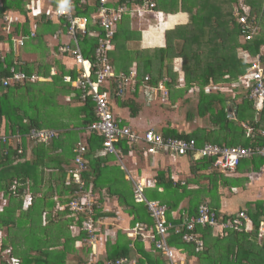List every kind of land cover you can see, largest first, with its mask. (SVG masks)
Returning <instances> with one entry per match:
<instances>
[{
    "label": "trees",
    "instance_id": "obj_1",
    "mask_svg": "<svg viewBox=\"0 0 264 264\" xmlns=\"http://www.w3.org/2000/svg\"><path fill=\"white\" fill-rule=\"evenodd\" d=\"M23 1L0 0V136H7L11 141L9 144L2 143L0 148V195L6 202L0 208V233L4 236L0 242V264H11V258L17 264L89 263L91 245L84 244L87 233L80 231L89 216L82 212L73 213L67 207L59 210L80 195L79 191L86 192L89 189L94 196L91 218L95 228L101 227L103 230L106 219L118 220L122 215L129 219L123 231H114L115 241L110 240L111 234L105 237L103 231L97 232V243H103L106 248L105 260L113 261L121 257L131 259L134 249L139 254L136 264H167L159 252L153 251L152 245L147 249L140 237L133 240L127 236V231L136 224L152 229L154 221L146 206L135 202L131 182L127 181L128 173L118 165L109 163L111 159L115 161V157L103 153V138L96 132L88 133L84 139L85 170L81 174L84 185L81 187L66 179L64 170L67 172L70 167L68 159L63 158L73 156L72 150L76 144L75 141L69 143L70 137L76 134V128L79 132L86 133L88 127L96 121L91 97L82 100L79 89L62 82L65 75L75 81L78 76L75 68L65 69L58 62L57 75L50 84H31L27 80L21 84L3 86V80L11 76L12 68L28 76L34 73L47 76L49 73V66H40L35 70L33 65L23 62L22 58L14 59L11 38L20 34V25L14 22L11 26L15 28L9 35L2 33V29L7 27L4 22L6 13L13 8L21 10ZM53 1L55 3L52 7L55 9L57 2ZM145 1L154 4V8L142 18L153 20L157 16L186 13L188 21L165 32L163 48L141 49L138 43L144 28L132 30L137 16H122L116 27L113 49L108 58L117 74H128L135 64L138 79L134 92L123 100L115 95L118 79L112 78L110 89H101L108 93L109 107L116 106L126 110L130 117L135 118L144 107L138 99L144 77H149L148 84L151 86H156L167 77L175 83L178 76L173 71L174 62L180 60L186 87L183 90L172 89L171 100L184 96L194 85L198 86V95L194 97L196 116L208 119L210 127L196 128L193 131L165 127L160 131L161 136L164 139H193L198 147L205 144L228 148L264 146V136L261 135L264 131V108L257 112L253 103L244 99L246 89L239 84L250 68L240 52L247 54L249 60L259 56L264 67V54H261V49L264 48V0H109L108 5L113 9L125 7L133 10L143 6ZM97 5L98 0H73V16L90 19L96 13ZM244 8L248 10V24L257 32L249 41L244 40L245 33L236 22V14L234 15L235 10L239 15L244 14ZM36 21L43 29H47L46 25L52 26L50 21ZM37 22L35 23L38 24ZM59 22L60 33L66 35L67 23L63 19ZM30 31L31 26L23 27L22 32L24 36L28 35L27 38L30 37ZM94 31H98L97 28L90 25L85 35H77L81 54L88 60L92 59L97 44V39H93L91 35ZM67 45L75 47L71 38ZM213 87L216 88L213 90ZM229 94L234 95L232 97ZM239 100L242 101L237 103ZM62 102L66 107L62 110L66 113L65 116L72 119L79 115L80 124L69 128L67 123L56 124L58 121L51 119L58 115L55 105ZM232 103L236 106V114L234 119H229L227 109ZM194 116L193 113H187L186 118L192 120ZM49 121L54 122V126H45L44 123ZM32 129H63V132L47 144H35L26 138ZM61 137L64 138L65 146L57 139ZM114 147L120 149L122 156L127 159L146 155L143 146L129 145L124 140ZM57 148H61L63 153L61 151L55 157L53 153ZM18 150H21V154H18ZM175 158L187 161L190 174L188 178L173 179L168 168L152 176L155 189L151 186L152 177L144 181L145 197L166 206L169 224L175 226L182 223L185 216H197L198 207L206 204L217 219L225 221L243 211L254 226L250 233L229 232L222 237L214 234L208 227H198L196 233L203 244L202 250L198 252L194 245L184 243L179 235L172 233L168 244L177 250L176 259L188 261H185L186 264H264V238L258 240L259 223L264 220V204L257 202L252 206L247 203L244 209L231 214L224 213L219 206V198L224 196L223 190L231 193L247 181L246 178H235L232 173L259 172L264 167V159L253 157L242 161L235 171L227 172L232 175H225L226 173L212 168L210 160H196L193 156ZM49 162H58L54 166L55 183L53 186L46 185L47 188L43 190L40 187L44 183L43 169ZM130 163L135 168L134 163ZM127 170L131 178L141 177L140 170L135 173L131 168ZM27 182L30 183L29 191L32 193L29 207L25 206L23 198ZM193 185L197 188H190ZM160 188L164 190L161 193ZM183 202L185 206L181 207ZM113 203L115 209L112 207ZM72 226L77 227L80 232L73 233Z\"/></svg>",
    "mask_w": 264,
    "mask_h": 264
},
{
    "label": "built area",
    "instance_id": "obj_2",
    "mask_svg": "<svg viewBox=\"0 0 264 264\" xmlns=\"http://www.w3.org/2000/svg\"><path fill=\"white\" fill-rule=\"evenodd\" d=\"M109 0H98L96 13L89 18L73 16V0H57L56 8L53 13L57 19H63L67 27V35L72 39L74 48L58 47L61 54H68L73 63L79 68L78 76L75 81L71 77H63V81L67 84H72L73 87L79 89L81 99L91 97L95 107L96 121L88 127V132H96L103 138L102 148L103 153L115 155L119 158L120 150H117L114 145L119 141H126L129 145L143 146L147 156H154L158 153H167L176 157L193 156L194 159L210 160L212 168L218 169L221 173L233 172L242 161L250 160L253 157H262L264 159V146L262 147H220L215 144H205L198 147L193 139H164L161 135L149 130L143 134L132 130L131 128L122 125L113 117L109 107V96L105 91H101L105 82L117 77L118 84L116 86L115 95L122 97L128 90H134L137 84V73L135 69H131L128 74L114 71L110 65L108 58L109 52L113 49V38L116 33V27L122 20V16L143 17L145 14L154 8V4L145 1L143 6L129 10L127 8L113 9L109 7ZM38 15L39 13H32ZM248 10L244 14H236V22L240 25L244 35V40L249 41L257 32L248 24ZM4 22L7 23L6 31L10 30V25L14 22L12 16L6 15ZM92 25L97 28V44L92 53V59H85L79 49L77 35H85L88 27ZM34 28L30 33V37H34ZM15 48H22L25 45V38L20 37L14 39ZM244 54V52H243ZM242 54V55H243ZM247 55V54H244ZM247 62L250 68L247 75L241 79L246 89L244 99L253 103L254 109L260 112L264 108V67L261 64L260 57L250 59L247 55ZM11 76L3 80V86L21 84L25 81V75L21 71L12 68ZM149 77H144L140 87L141 97L145 105L150 106L156 103L159 99H166L167 91L163 83L170 82L164 80L158 86L148 84ZM1 95V93H0ZM250 130H248V133ZM247 133V135H248ZM264 136V131L261 132ZM57 136L52 130H36L32 129L26 138L35 144H47ZM20 141V140H19ZM11 143L7 136H0V148L2 143ZM86 152L84 141L77 143L73 153L74 167L67 171L74 184L83 186L81 174L85 170L84 154ZM21 154V150H18ZM131 182L134 194V200L137 204H144L150 218L154 221L152 229L146 226L136 224L132 229L127 231V236L132 238L140 237L142 241H146L152 245L154 252H159L167 264H182L181 260L176 259V253L168 244V239L173 233L179 235L181 240L190 245L195 246V251L202 250L203 244L196 233L198 227H208L214 231V234L222 237L229 232L250 233L254 230L251 219L240 211L233 218L222 221V218H216L215 213L206 205L202 204L198 207V214L195 217H185L183 222L172 226L166 219V206L156 201L148 200L144 195L145 184L143 181L128 178ZM80 195L76 196L66 206L59 208L60 211L66 207L73 213H85L89 217L83 223L81 232L87 233V238L84 242L91 245L92 258L89 264H136L134 259L121 257L113 261L99 262L96 255V237L97 228L93 225V203L94 196L91 189L88 191H79ZM24 204L29 207L32 202L30 195H24ZM76 226V225H75ZM72 226V231L79 233V229ZM264 238V221L259 223L258 240ZM11 264H17L13 258L10 259Z\"/></svg>",
    "mask_w": 264,
    "mask_h": 264
},
{
    "label": "crops",
    "instance_id": "obj_3",
    "mask_svg": "<svg viewBox=\"0 0 264 264\" xmlns=\"http://www.w3.org/2000/svg\"><path fill=\"white\" fill-rule=\"evenodd\" d=\"M17 1V0H16ZM57 2V0H56ZM32 3L33 6H36L37 8H39L38 10L40 11V15L37 17H33L32 15ZM55 2L53 0H24L23 4H22V9H11L9 10L6 14L9 16H12L14 19V22L17 23V25H20V34L16 35L15 37L11 38V42L13 44V56L14 59L15 58H22L23 62H27L28 64L33 65V68L35 70H37L38 68H40V66H49L50 68H48L49 73L47 76H43V75H38V73H34L32 75H26L24 72H22L25 75V81L29 80V82H31V84H50L53 81V78L57 75L58 72V67L57 64L58 62L62 63L61 65L64 66V68L66 69H72L75 68L76 70V74L79 73V68L73 63L72 59L70 58V56L68 54H61L58 51V47H67V42H68V35L66 32V35H62L60 33V19H57L54 16V9H53V4ZM46 23L48 21H50L51 25H46L47 29H43V27H40V23H38L36 20ZM35 20V21H34ZM153 20H155L156 24H151L150 19L142 18L140 16H137V20L132 24V30H136L137 29H143L145 31H143L141 33V40L138 43L139 47L141 49H154V48H163L165 46V32L167 30L173 29L176 25L178 24H184L188 21V15L186 13H178L175 14L174 16L168 15L166 17H161V16H157L156 18H153ZM14 22L12 23V25L14 24ZM35 22H37L38 24H36ZM31 26V31L34 28V37H29L27 38V36H24L23 34V27L24 26ZM13 28L10 25V30L6 31L5 29H2V33H4L5 35H9L11 31H13ZM51 29V30H50ZM30 31V33H31ZM29 33V34H30ZM38 34V36H36V34ZM97 34V31H94L91 35L92 38L94 39L95 36ZM20 37H24L25 38V45L22 48H15V44H14V39L16 38H20ZM32 39H34L32 41ZM96 39V38H95ZM58 51V52H57ZM17 60V59H16ZM131 69H135L136 73L138 74L137 68L135 67V64L132 66ZM130 69V70H131ZM174 73L177 74V80L175 83H172L170 78H163L162 81H160L159 83H157L156 86L160 85V83H163L164 80H169L170 82H166L163 83L166 91H167V96L166 99L162 100L159 99L156 101V103L150 105V106H146L145 102L143 100V98L141 97V91H140V95H139V101L141 103H143L144 107L141 109V111L138 113V115L135 118L130 117L129 112L123 109H120L118 107H111L110 106V111L113 115V117L115 118V120L119 121L122 125H125L129 128H131L134 131H137L140 134L145 133L146 131H153L156 134H160V131L162 128L165 127H170V128H174L175 129V125L174 124H166V123H162L160 121H157L155 119H148L147 120V114L149 112V110L151 109H167V108H175L177 104H175L177 101L183 99L184 102L185 101H189L188 99L194 96L198 95V86L194 85L192 88L188 89L187 92L184 93V96H180L178 98H176L174 101L171 100V91L172 89L174 90H183L185 89L186 85H185V80H184V74H183V70H182V61L180 60H175L174 62V68H173ZM67 76V75H65ZM70 77V76H68ZM148 77V76H147ZM63 82V80H62ZM64 84H67L65 82H63ZM241 86H244L243 82L240 80L239 83ZM111 86L110 81L105 82L103 87L105 90H109ZM47 87L50 89V86L47 85ZM101 88V89H102ZM216 87H213V90ZM135 90V89H134ZM134 90H128L124 93V95L121 97V99H126L128 97H130V94L134 92ZM107 93V91H105ZM234 94H229L228 96H232L233 97ZM68 99V98H67ZM66 99V100H67ZM60 100V99H59ZM65 100V101H66ZM243 100V99H242ZM239 100L237 103H240ZM64 101V102H65ZM64 102L62 103H57L54 107V109H58V115L56 120L58 121V123L56 124H60V123H67L69 125V128L74 127L75 125L80 124V116L78 115L76 118H72L69 119L65 116L66 113H63L62 110H65L66 107L64 106ZM63 107V108H61ZM80 107V106H78ZM48 108V107H47ZM229 108H231L230 110H232V114H229ZM235 109L236 106L235 104H230V106L227 109V113H228V117L229 119H234L232 118L235 117ZM94 114H95V107H94ZM63 117V118H62ZM55 121V120H54ZM53 123V124H52ZM45 126L47 127H51L54 126V122H45L44 123ZM50 125V126H49ZM148 127V128H146ZM76 134L72 135L69 140V143H74L75 141V147L77 145L78 142L83 141L84 139H86L88 133L91 132H87L86 133H82L79 132L78 128H76ZM177 129V128H176ZM49 130V129H46ZM178 130V129H177ZM56 132L57 136H59L62 132L63 129L61 130H53ZM181 131V130H180ZM97 134V133H95ZM98 136H100L99 134H97ZM59 140H61L62 142H59L61 145L65 146V142H64V138H57ZM83 139V140H82ZM67 145V144H66ZM63 146V147H64ZM62 147V149H63ZM74 147V148H75ZM61 148H57L55 150V152L53 153V155L55 157H57V155H59L63 150ZM120 150V149H117ZM74 151V149L72 150V152ZM110 155V154H109ZM115 158V161H113V159H111V161L109 162L111 165H118L121 169H123L124 171H126L127 177L131 178V175L129 174L127 168H131V171H133L134 173L137 172V170H140V178L134 179L132 177V179L134 180H139V181H145L146 179L152 177L154 174H156L158 171L160 170H167L168 168V172L171 175V178L173 179H177L180 177H186L188 178V176H190L189 174V165L187 163L186 160L182 159V158H175V156L172 155H166L165 153H158L154 156H146L144 155L142 158H138V157H131V159H127L125 157L122 156L121 150H120V155L119 158H117L115 155H113ZM163 156H169L171 157L170 159L172 160L173 165L169 166L168 164L165 165L163 163V159H165ZM73 157H74V153L73 156L71 157H67V158H63V159H68V163H69V169H72L74 167L73 164ZM117 159V161H116ZM178 159H181L182 161H178ZM132 161V163H134L135 168L131 167V163L129 162ZM57 161V159H56ZM58 162H49L47 163V166L43 169L44 170V183L40 186L43 188V190H45L47 187L46 185H50L53 186L55 183V168L54 166L57 165ZM126 167H125V165ZM67 166V167H68ZM63 167H66L65 165ZM67 169V171L69 170ZM130 171V170H129ZM130 171V172H131ZM132 173V172H131ZM64 174L66 175V179L67 181H72V179L70 178V176L68 175V173L66 172V169L64 170ZM233 176L239 180L246 178L247 181H245L243 184H241L243 187L240 188L237 187V189L232 190L231 193H228L227 191L223 190V197L219 198L220 201V210H222L224 213H235L237 212L239 209H244L247 205V203L251 204L253 206V204L257 203V202H262L264 204V167L261 168V170L259 172H251L249 174H245V173H232ZM230 174V175H232ZM136 178V177H135ZM153 177L151 178V186L152 189H155V182L153 181ZM128 181V180H127ZM145 183V182H144ZM30 188V183L27 182L26 184V190H25V195H32V193H30L29 191ZM190 188L192 189H196V186H190ZM164 190L162 188L159 189V193L163 192ZM151 201H155V200H151ZM158 202V201H156ZM159 203V202H158ZM181 207L185 206V202H183L181 205ZM62 207V206H61ZM113 209H115V204H112ZM119 215V212H118ZM186 217V216H185ZM184 217V218H185ZM264 221V220H262ZM261 221V222H262ZM129 219L126 218L124 215L120 216V218H118V220L115 219H106L104 220V226L105 228L102 230L101 227H97V231H103L106 236L110 235V240L115 241V237H116V233L114 231L117 230H122L124 229V227L126 225H128ZM101 233V232H100ZM132 238V237H129ZM170 238V237H169ZM133 240L136 238H132ZM169 240V239H168ZM140 241H142L140 239ZM143 244H145L146 248H150V245L146 242V241H142ZM114 243V242H113ZM79 247V245H78ZM96 255L95 258L98 259L99 262H104L107 261L106 259V248L104 246L103 243H97L96 248ZM134 251V256L131 259H134L135 261L137 260V257H139V254H137ZM177 251V250H176ZM180 254V253H179ZM181 255V254H180ZM91 258H92V253H91ZM182 264L185 263L186 260L181 259ZM188 261H186L187 263ZM185 263V264H186ZM89 264V263H86ZM195 264V263H194Z\"/></svg>",
    "mask_w": 264,
    "mask_h": 264
},
{
    "label": "rangeland",
    "instance_id": "obj_4",
    "mask_svg": "<svg viewBox=\"0 0 264 264\" xmlns=\"http://www.w3.org/2000/svg\"><path fill=\"white\" fill-rule=\"evenodd\" d=\"M39 8H37L36 6H33L32 3V13H39L38 15L32 14L33 17H37L40 15V11L38 10ZM247 8H244V10H246ZM237 14V10L234 11V15ZM136 21V20H135ZM134 21V22H135ZM151 24L155 23V20L150 19ZM240 52V56L245 59V61H247L248 57L247 55H242ZM261 54H264V48L261 49ZM188 99L189 101L184 102L183 99L177 101L175 104L176 107L175 108H167V109H151L149 110L148 114H147V120L148 119H155L157 121H160L162 123H166L168 125L170 124H174L175 125V129L177 128L178 130L184 131V130H188V131H193L196 128H202V127H210V124L208 123V119H202L196 116V100H195V96L191 97ZM231 108H229V114H232V110H230ZM187 113H193L195 116L192 120H187L186 115ZM57 116H52L51 119H56ZM63 118V117H62ZM232 118H234L232 116ZM50 126V125H49ZM148 128V127H146ZM83 140V139H82ZM84 141V140H83ZM165 159H163V163L165 165H169L172 166V160L170 159L171 157L169 156H163ZM178 161H182L181 159H178ZM231 173H226L225 175H230ZM5 200L3 199L2 195H0V208H3L5 205ZM104 225V224H103ZM3 234L0 233V242L3 239ZM85 244L86 243L84 242ZM14 264V263H12Z\"/></svg>",
    "mask_w": 264,
    "mask_h": 264
},
{
    "label": "clouds",
    "instance_id": "obj_5",
    "mask_svg": "<svg viewBox=\"0 0 264 264\" xmlns=\"http://www.w3.org/2000/svg\"><path fill=\"white\" fill-rule=\"evenodd\" d=\"M64 82V81H63ZM98 232V231H97ZM98 236V235H97ZM84 242V241H83ZM85 244V243H84ZM86 245H88V244H86ZM96 245H97V243H96ZM92 253V252H91Z\"/></svg>",
    "mask_w": 264,
    "mask_h": 264
},
{
    "label": "bare ground",
    "instance_id": "obj_6",
    "mask_svg": "<svg viewBox=\"0 0 264 264\" xmlns=\"http://www.w3.org/2000/svg\"><path fill=\"white\" fill-rule=\"evenodd\" d=\"M242 39V38H241Z\"/></svg>",
    "mask_w": 264,
    "mask_h": 264
}]
</instances>
